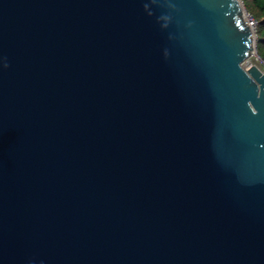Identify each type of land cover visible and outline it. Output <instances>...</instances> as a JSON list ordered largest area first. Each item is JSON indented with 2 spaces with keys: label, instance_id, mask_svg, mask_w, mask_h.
<instances>
[{
  "label": "water",
  "instance_id": "obj_1",
  "mask_svg": "<svg viewBox=\"0 0 264 264\" xmlns=\"http://www.w3.org/2000/svg\"><path fill=\"white\" fill-rule=\"evenodd\" d=\"M240 0H0V264H264V72Z\"/></svg>",
  "mask_w": 264,
  "mask_h": 264
},
{
  "label": "rangeland",
  "instance_id": "obj_2",
  "mask_svg": "<svg viewBox=\"0 0 264 264\" xmlns=\"http://www.w3.org/2000/svg\"><path fill=\"white\" fill-rule=\"evenodd\" d=\"M241 1V3H242V5H243V7L245 8V10H246V15H245V17L247 16V14H251V15H253L252 13H251V11L253 10L255 13H254V15L255 16H253L256 20L258 19H262L264 16L263 15H261V16H257L258 15V13H257V11H256V7L255 8H252L251 6H248L246 3H245V0H240ZM249 4V3H248ZM251 5V4H250ZM249 8H251V11H249L248 9ZM255 9V10H254ZM258 20H257V32H256V35H255V43H254V50H253V52H256V54L255 53H253V54H251L250 55V57L248 58V62H246V63H244V66H245V68H250L251 66H253V65H257V66H259L261 69H263L264 70V63L262 62V59H264L260 54H259V50H258V34H259V32H258ZM258 55H260L261 56V58L260 57H258Z\"/></svg>",
  "mask_w": 264,
  "mask_h": 264
},
{
  "label": "trees",
  "instance_id": "obj_3",
  "mask_svg": "<svg viewBox=\"0 0 264 264\" xmlns=\"http://www.w3.org/2000/svg\"><path fill=\"white\" fill-rule=\"evenodd\" d=\"M245 3L248 6H251L252 8H255L257 13H258V17L263 15L264 16V0H245ZM249 3V4H248ZM251 4V5H250ZM254 9V10H255ZM249 11H251V8L248 9ZM251 13L254 15V11L252 10ZM258 20V19H257ZM258 50H259V54L264 58V17L262 19L258 20Z\"/></svg>",
  "mask_w": 264,
  "mask_h": 264
},
{
  "label": "built area",
  "instance_id": "obj_4",
  "mask_svg": "<svg viewBox=\"0 0 264 264\" xmlns=\"http://www.w3.org/2000/svg\"><path fill=\"white\" fill-rule=\"evenodd\" d=\"M245 19H246V21L248 22V24H249V26L251 27V29H252V31H253V35H254V43H255V35H256V32H257V20L253 17V15H251V14H247V16L245 17ZM254 50V49H253ZM253 50H252V53L251 54H253V53H255L256 54V52H253ZM258 57H260L261 58V56L260 55H258ZM262 59V58H261ZM246 62H248V59L246 60ZM245 62V63H246ZM262 62L264 63V59H262ZM263 72H264V70L263 69H261Z\"/></svg>",
  "mask_w": 264,
  "mask_h": 264
}]
</instances>
